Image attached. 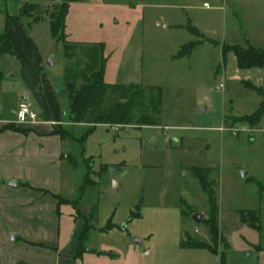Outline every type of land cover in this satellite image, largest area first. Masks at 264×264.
<instances>
[{"label": "rangeland", "instance_id": "374dc122", "mask_svg": "<svg viewBox=\"0 0 264 264\" xmlns=\"http://www.w3.org/2000/svg\"><path fill=\"white\" fill-rule=\"evenodd\" d=\"M27 2L47 7L61 0H0V41L10 48L5 38L11 24L16 50V54H0L3 121L17 120L14 113L23 97L33 98L31 91L39 87L47 91L48 84L57 91L64 88L63 44L53 39L46 14L38 22L20 17ZM13 20H18L16 27ZM255 30L264 34V0H83L71 4L66 37L76 43H104L106 82L163 90L157 126L100 124L92 128L72 123L66 127L77 139L63 147L70 156L61 174L65 184L60 248L70 242L77 221L95 227L84 238L83 258L77 264H264V199L258 205V186L250 180L253 173L242 176L252 170L255 159H264V144H260L264 134L247 130L234 134L225 121L254 113L262 101L231 74L235 59L232 53L225 59L223 51L224 45L245 47L246 35ZM192 42L200 44L191 55L177 58L181 47ZM250 70L261 74L248 81L264 89V68ZM62 94L66 122L68 97ZM254 137L257 142H252ZM194 168L213 170L209 179L220 208L218 254L180 246L185 232L213 243L204 224L209 219L208 196L191 171ZM15 181L6 184L14 188ZM255 207L262 208L260 229L249 227L257 222L246 209ZM197 213L203 215L201 223L193 219ZM109 224L114 226L110 230ZM3 226L7 236L0 233V264H13L16 259L28 264L38 250L57 254L45 244L13 241L17 232ZM73 254L66 258L75 264Z\"/></svg>", "mask_w": 264, "mask_h": 264}, {"label": "crops", "instance_id": "0c3cea01", "mask_svg": "<svg viewBox=\"0 0 264 264\" xmlns=\"http://www.w3.org/2000/svg\"><path fill=\"white\" fill-rule=\"evenodd\" d=\"M12 22H15L14 27H16L18 20ZM12 29L13 26L10 24L8 37L13 41ZM245 43L246 46L251 45L264 50V34H259L255 30L251 35L250 33L246 35ZM14 51L16 54L15 48ZM232 55L235 59L232 75L238 77L242 82L260 76L261 72L256 74L252 72L253 70L238 69L236 57L234 54ZM245 72L247 75L242 76V73ZM47 89L46 91L39 87V91H31L32 99L29 100L26 95L20 102V105L27 103L38 114L36 123L20 124L17 120H0V233L7 236V231L4 230L3 226L6 224L9 231L17 232L18 235H16L15 240L21 238L24 242H32L37 246L45 244L57 252L54 256L43 250H34L37 253V258L35 257V260L28 262V264H73L70 259L66 258L72 256L73 253V258L76 260L75 264H77V261L83 258V254L78 256V249L86 225L77 221L78 224L71 235L70 242L64 249H61L62 212L61 205L56 199V196H62L61 191L65 183H62L61 174L63 168L68 165L66 161H69L68 157L70 156L65 154L63 147L71 138L63 139L60 134L55 133V129L62 128L71 132L66 127L71 126L73 122L70 117L69 101L67 110L69 116L66 122L63 121L65 113L59 92L66 96L64 88L62 87L60 91H57L51 84H48ZM17 112L14 114L16 115ZM225 121H229L234 134L239 130L264 134V119L257 127L234 124L231 120H227V117ZM12 125L14 129H8V126ZM221 130L224 132L227 129L222 128ZM252 142H257L256 137ZM260 144H264V136L260 138ZM253 162L254 167L243 178H247L251 172L253 173L250 180L258 186L256 195L260 202L258 205L262 206L264 189L261 187L264 186V159H255ZM11 180H16L14 188L6 184L7 181ZM255 208L246 210L257 214L256 224L258 228L254 229H260L263 219L262 208ZM42 233L46 234L45 238L42 237ZM20 263H24V260L16 259L13 261V264Z\"/></svg>", "mask_w": 264, "mask_h": 264}, {"label": "trees", "instance_id": "16d2710c", "mask_svg": "<svg viewBox=\"0 0 264 264\" xmlns=\"http://www.w3.org/2000/svg\"><path fill=\"white\" fill-rule=\"evenodd\" d=\"M83 0H62L60 3L44 7L40 3H25L20 10V17L36 19L37 22L46 14L50 19V30L54 40L63 44L65 66L63 71L64 93L68 97L70 117L75 124H85L95 128L97 125H109L118 127H145L157 126L162 112L163 90L157 86H142L140 84H110L105 81L106 58L104 56V43H76L67 39L65 34V21L72 3ZM50 8L52 10H50ZM10 23V21H9ZM195 30V29H193ZM0 41V54H15L13 41L5 38V42L10 44L6 49ZM192 42L181 47L177 53V58H183L192 54L199 45ZM224 58L232 53L236 57L237 67L240 70H250L254 68H264V50L251 45L246 47L224 45ZM244 85L262 97L258 109L251 115L232 116L228 118L234 124H248L257 127L264 119V89L249 81H244ZM14 129V126H8ZM55 133L61 135L63 139H77L71 132L58 128ZM82 140V139H78ZM198 178L203 192L208 196L209 219L204 222L208 227L212 244L199 238L191 237L185 232V237L181 240L180 246L186 249H208L218 254L219 252V213L218 197L213 187L212 180L209 179L211 169L194 168L191 170ZM264 186L261 188L263 189ZM59 204L62 203V196H56ZM64 203H69L66 201ZM186 201L182 199V204ZM183 208V207H182ZM253 213V212H250ZM182 209V215H185ZM247 215V213H243ZM253 215L257 216L256 213ZM244 223H248L245 219ZM249 226L258 228L257 224ZM114 226L109 224L107 229ZM91 225L86 224L81 235L78 256H81L82 243L86 239ZM104 231V229H101ZM85 238V239H84ZM24 264V263H20Z\"/></svg>", "mask_w": 264, "mask_h": 264}, {"label": "built area", "instance_id": "2783aa9c", "mask_svg": "<svg viewBox=\"0 0 264 264\" xmlns=\"http://www.w3.org/2000/svg\"><path fill=\"white\" fill-rule=\"evenodd\" d=\"M226 3L231 0H224ZM206 7H209L207 4ZM17 122L20 124L36 123L38 120V114L31 109L27 103H22L18 112L16 113Z\"/></svg>", "mask_w": 264, "mask_h": 264}, {"label": "water", "instance_id": "95a60500", "mask_svg": "<svg viewBox=\"0 0 264 264\" xmlns=\"http://www.w3.org/2000/svg\"><path fill=\"white\" fill-rule=\"evenodd\" d=\"M48 64H49L51 67H53V65H54L53 60L50 59V60L48 61ZM246 175H247V172H242V176H243V177H245ZM11 185H12V186H16V182H12ZM193 219H194V221H195L196 223H201V222H202V219H203V215L197 213V214H195V215L193 216ZM15 239H16V235H13V236H12V240L15 241ZM137 243H140V241H137Z\"/></svg>", "mask_w": 264, "mask_h": 264}]
</instances>
